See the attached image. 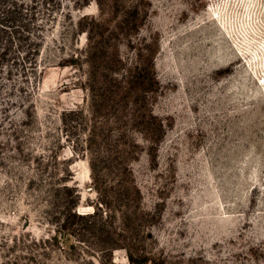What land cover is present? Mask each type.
<instances>
[{
	"label": "rangeland",
	"instance_id": "obj_1",
	"mask_svg": "<svg viewBox=\"0 0 264 264\" xmlns=\"http://www.w3.org/2000/svg\"><path fill=\"white\" fill-rule=\"evenodd\" d=\"M0 264H264V0H0Z\"/></svg>",
	"mask_w": 264,
	"mask_h": 264
},
{
	"label": "trees",
	"instance_id": "obj_2",
	"mask_svg": "<svg viewBox=\"0 0 264 264\" xmlns=\"http://www.w3.org/2000/svg\"><path fill=\"white\" fill-rule=\"evenodd\" d=\"M46 21H42L40 24H38L37 28H38V32L36 34H34L33 38L31 39V46L28 50V57L31 58L32 55H36V51H38V42L40 41L41 36H43V30L46 27ZM31 53V54H30ZM36 60V57H35Z\"/></svg>",
	"mask_w": 264,
	"mask_h": 264
}]
</instances>
